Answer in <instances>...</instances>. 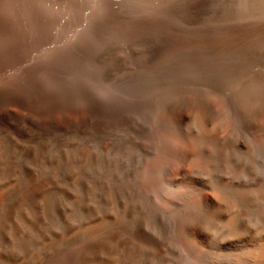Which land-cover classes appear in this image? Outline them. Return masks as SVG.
<instances>
[{"label": "rangeland", "instance_id": "obj_1", "mask_svg": "<svg viewBox=\"0 0 264 264\" xmlns=\"http://www.w3.org/2000/svg\"><path fill=\"white\" fill-rule=\"evenodd\" d=\"M246 5L247 7H245ZM250 6H252L251 0H219V2L218 0H0V62L4 65L6 78L14 83V85L9 84L0 78V87H5L13 93L20 95L24 102L33 100L32 113L34 116L44 114L47 111L56 116L60 111H63L68 115L88 113L91 115V119H94V115L97 114L105 122L119 116L127 118L116 124L118 125L116 127L117 132L115 131L116 136H112V140L110 141H106L111 138L108 132H105L108 134H106L107 137L105 136L104 140L98 139V141L89 132H85L88 135L81 133L76 137L77 139L74 142L68 143L69 146L65 147L66 150L64 149L59 155L53 157L54 159L56 158L55 160L53 158L48 159L47 162H44L47 165L43 163L33 173L27 172L24 167L19 166L15 171L13 170L15 173L11 172L9 174L10 178L8 176L5 179L6 183L16 191H24L34 184L48 181L50 177H54L57 180L55 188L54 186L45 188L38 196V201L40 200L39 202L42 205L39 206L40 223L45 229L50 228L51 224L44 202H46L47 198L54 195L59 187L69 189L68 194L63 197L64 207L61 212V219L68 223L60 225L61 228L59 227L55 231L43 234L42 238H38L30 247L21 251L20 253L22 254H1L0 264H46L47 254L50 252L52 246L59 249L70 246L75 248L74 252L76 248L78 249L75 254L84 255L85 250H83V247L106 237L108 234L117 232L119 238L123 236L125 238L136 239L137 233L141 228L155 229L153 231L156 232L160 230L166 236L165 243L167 246L165 244L164 249L162 248L159 253L151 256L147 260V264H182L186 259L187 251L183 246H176L177 236H175V230L177 221L189 213L190 204H192L193 200L192 189L198 188L205 191H214L222 187H228L230 191L235 194L239 192L237 195L243 197L262 190V186L264 187V174L259 176L258 180L247 181L240 180L233 175L218 177L215 175H205L198 170L190 169L173 178H169L167 181L169 183L168 187H165V184L164 189L162 188L160 191L153 192L151 190L152 186L149 185V178L154 167L153 162H157L158 160V151L154 148L171 131L170 126L164 123L163 118L169 103L173 99L174 102H180V100H186L185 102H187V100L190 101V98L205 97L214 102L217 100L218 109L220 105L221 108L226 107L225 109H229V107H236L244 99L245 93L242 90L244 85H246L248 90L254 87L253 76L255 72H258L256 67L259 57L264 61V31L259 35L254 30V27H256V24L260 20L264 22V9L260 11L257 7L253 9ZM245 11L249 12H246V14ZM251 11L255 14L251 15ZM224 18L225 20H223ZM205 27L206 29H204ZM216 29H219V31L217 32ZM249 52L251 53L249 54ZM260 66L264 69V64ZM245 81L246 84H243ZM227 85L230 86L227 87ZM223 86L228 90L226 91ZM230 87L234 90L232 91ZM225 93L230 95V98L227 100ZM219 96L222 98L220 99ZM180 97L183 98L180 99ZM9 108L17 111L20 115H25L27 112L23 106L12 103L9 105ZM223 109L220 110L225 112V109ZM23 111L24 114H22ZM193 115L186 116L183 119L182 126L184 129H191L198 125L199 117L197 114ZM226 119L222 123L224 128H228V130L224 129L227 132H224L223 135L221 134L223 129H219V126L222 125H219L220 122H214L218 123L215 127H212L213 122L207 124V127L211 125L208 127V131L216 128L214 129L215 131L211 130L216 135L215 141L213 140L215 148L219 146L224 147L225 142L227 145L229 140L235 136V132H237L238 127L233 122V115H230ZM193 121L195 122L193 123ZM23 124L24 126L26 125L25 122ZM15 126L20 125L16 124ZM165 126H167V129ZM137 128L139 131L136 130ZM128 130H130L131 135ZM219 131L221 135L217 133ZM231 131L232 134L234 132L233 135H231ZM146 132L151 135L149 136ZM226 134L227 136H225ZM151 136H155L154 142ZM90 137L94 138L91 140ZM128 137H130V140ZM223 137L225 138L222 143ZM32 139L37 143L45 145L43 149L45 156H49L50 153L54 152L57 143L60 141L58 137L53 138L48 143L49 141L47 142L46 137L37 136L36 134H27L23 137L25 143L32 142ZM123 139L126 141H123ZM135 142L136 145L134 146ZM143 145L146 147L145 149ZM139 146H142V148ZM5 148L7 146L3 144L0 152L6 151ZM22 152L19 151V154L15 155V161L20 158L19 156H21ZM76 152L79 153L76 154ZM197 154H192L193 159L191 156L189 159H192V161L197 160L196 158H199ZM194 156L196 157L195 159ZM215 159L218 161L217 157ZM215 159L213 161L217 162ZM126 162L128 163L126 164ZM242 164L238 169L239 172L241 171L240 173H244V168H246L244 163ZM94 167L95 170L92 169ZM101 170L103 171L101 172ZM99 171L101 175L98 173ZM196 172L198 175L195 174ZM119 177H121L124 185L140 190L136 192L137 195L134 193L125 197L123 184L121 185V190L116 191L115 184ZM91 179V185L86 184ZM233 179H236L235 182ZM63 182L64 185L62 184ZM144 193L147 196H144ZM143 204L145 205L143 206ZM79 209L80 213H78ZM171 215L172 218H169ZM229 216H226L228 217V221L231 218ZM226 217L224 221L226 220L227 222ZM100 221L102 223L99 224ZM149 223L150 226L148 225ZM23 230L18 234L20 237L26 235V230ZM169 230L175 232H172L175 238ZM225 232L221 233L220 237L215 232L211 233L209 240L212 242L216 239H224V241L215 250L220 258L213 262L209 261L207 264H223L225 262H227L225 264H235L234 256L238 252L264 246V238H262L264 236V227L262 226L254 227L250 232L237 238L230 237V233L228 231ZM50 234H53V236ZM8 247L11 250H16L17 240L12 239L9 241ZM181 250L184 251L182 252ZM182 254L183 256L185 255V258ZM170 255L174 257L172 258ZM224 259L225 261H223ZM30 260L33 263L29 262ZM168 261L169 263H167Z\"/></svg>", "mask_w": 264, "mask_h": 264}, {"label": "bare ground", "instance_id": "obj_2", "mask_svg": "<svg viewBox=\"0 0 264 264\" xmlns=\"http://www.w3.org/2000/svg\"><path fill=\"white\" fill-rule=\"evenodd\" d=\"M218 2H219V0H218ZM220 2H222V1H220ZM236 3H238V2H236ZM244 3H241V4L243 5ZM251 4H252V6H250V7H253V9L255 7H257V9L260 10V11H261V9H264V0H251ZM230 5H231V3H230ZM194 6H195V4H194ZM208 7H210V6H208ZM226 7H227V5H226ZM245 7H247V5ZM212 10H213V8H212ZM221 10L222 9L220 7V11ZM224 10H226V9H224ZM233 11H235V10H233ZM233 11H232V13H233ZM211 12H209V13H211ZM213 12H215V11H213ZM246 12L247 11H245V13ZM253 14H255V13L252 12L251 15H253ZM228 15H229V13H228ZM254 16H256V15H254ZM227 18H228V16H227ZM244 19L246 20V18H244ZM248 19H249V17H248ZM223 20H225V18ZM257 20H259V19H257ZM238 21H240V20H238ZM209 22H211V21H209ZM241 23H242V21H241ZM249 23H251V22H249ZM212 24H213V22H212ZM217 24H218V20H217ZM223 24H225V23H223ZM245 26H247V25L245 24ZM252 26H253V24H252ZM206 27L204 29H206ZM230 27H231V25H230ZM208 28H210V27H208ZM263 29H264V22L260 20V22H258L256 24V27H254V30H256V33H258L260 35L264 31ZM218 31H219V29L217 30V32ZM231 32H232V30H231ZM259 35H257V36H259ZM229 42H230V40H229ZM234 43H236V42H234ZM250 53L251 52H249V54ZM244 55H246V54L244 53ZM224 64H225V62H224ZM259 64L260 65L264 64V61L260 57L258 59L257 67H256V69H258V72H255V74L253 76L254 77L253 83L255 84L254 87H252V89L248 90L246 88V85H244V88H242V90H244L243 93H245L244 94V99H242L236 107H233V108L229 107V109H225L226 107L225 108L223 107L225 109V112L222 111V110H220V109H223V108H221V105H220V108L218 109L219 105L216 103L217 100L214 99L216 101V102H214L212 100L206 99L205 97H203L205 99H203V98L191 99L190 98L191 96L190 97L187 96V97L190 98V101L187 100V102H185L186 100H184V101L183 100H180V102H174L173 101L174 99H173L169 103V106L167 107L166 114H165V116L163 118V121H164V123L167 126H170V130L171 131L165 136L164 139L162 138L163 140H161L158 143L157 147L154 148V149H156L158 151V154H157L158 155L157 156L158 157V160H157V162L151 161V162H153V166L154 167H153L152 174L150 175V178H149V180H150L149 185L152 186L151 187V190L153 192L160 191L165 186V184H166L165 187H168L169 183H167V181H168L169 178H171V177L173 178V177H175V176H177V175H179L181 173H184V172L188 171L189 169L190 170H198V171H200V173L205 174V175L206 174L207 175H213V176L215 175V176H218V177H224L226 175H233V176H236V178L238 177L240 180H247V181L248 180H250V181L253 180L254 181L255 179L258 180V177L264 174V69ZM245 65H246V63H245ZM226 66H228V65H226ZM222 67H224V66H222ZM4 72H5L4 65L2 64V62H0V78L2 80H4L5 82L14 85V83L12 81H9L6 78ZM228 83L230 84V82H228ZM222 84H225V83H222ZM243 84H246V81ZM243 84H242V86H243ZM231 85H234V84H231ZM228 86H230V85H227V87ZM223 87H221V88H223ZM230 89L232 90L231 87H230ZM227 90L228 89H226V91ZM238 97H240V96H238ZM182 98L180 97V99H182ZM221 98L222 97H220V99ZM225 98H226V100L229 99L230 98V95L227 94V93H225ZM185 99H187V98H185ZM11 103L12 104H15V105H18V106H23L24 109H26V111H27L26 114L25 115H20L17 111H15L13 109H10L9 108V105ZM33 103H34L33 100H31V101L29 100L27 102H24L23 98L20 95H17L15 93H13L12 91H10L9 89H7L5 87H0V149L3 148V144L4 145L6 144V146H7V148H5L6 151H4L5 153L4 152L1 153L2 151L0 152V255L1 254H5V253H13V254L14 253L15 254L16 253H20L21 251L26 250L28 247H30L38 238H42L43 237L42 236L43 234H45V233H47L49 231H55V230H57L60 227V225H66L68 223V222H65V220L63 221L61 219V212H62V209L64 207V205H63V197H65L68 194L69 189H67V188H60L59 187L58 188V191L54 195L51 194L52 195L51 197H49V198H47L48 196L46 197L47 200H46V202H44L45 203L44 206H46V209H47V212L46 213L49 216V220H50L51 226L49 225L50 228H48V229L46 228L45 229L43 227V225L40 223L39 206L41 205V203L39 202L40 200L38 201V198H39L38 196L40 195V193L43 190H45V188H50V187H53V186L55 188V185L57 186V184H56V181L57 180L54 177H50L48 179V181L42 182L40 184H34V182H33L34 185L32 187H30V188H27L24 191H19V190L16 191L15 189H12L8 185V183H6V180L5 179L8 178L9 174L11 172H14L15 169H17V167H19V166L20 167L21 166L24 167L27 172L33 173L38 168H40V166L44 162H47L48 159H52L56 155H59L60 152L63 151L64 149L66 150L65 147L66 146H69L68 143H70L71 141L74 142L75 139H77L76 137H78L81 133L82 134H84L85 132L91 133L95 137V139L97 138L96 141H98V139L104 140L106 134L110 133L111 138H109L108 140H106V141H110V140H112V136H114V135L116 136L115 131L117 130L116 127L118 126L116 124L117 123L119 124L123 120L127 119L124 116H121V117L120 116L119 117L117 116L118 118L111 119V121H107L106 120L107 122H105L104 119L103 120L100 119V117L97 116V114L94 115V119H91V115L88 114V113H84V114L76 113V114H73V115H68V114H65L63 111H60L59 114L56 115V116H53L52 114H50L49 111H47L44 114H41V115H38V116H34L33 113H32V105H33ZM225 105H223V106H225ZM22 114H24V111H23ZM193 114H197V116L199 117L198 125L196 127H194V128H191V129H184L183 126H182L183 119L186 116L193 115ZM230 115H233V122L238 127L237 128V132H235V134L233 132V134L235 136L233 138H231L229 140V142L227 141L228 142L227 145L225 144L226 143L225 142L224 143V147L219 146V147H216L215 148L213 146V145H215V144H213V140L215 141L214 138L216 137V135L212 131L214 129H216V128H214L213 130L211 129L212 131L211 130L208 131V127L211 126V125H209L207 127V124L212 123V122L214 123V122H217L218 121V122H220L219 125H221V124L223 125L222 122L225 121L224 119L229 118ZM159 120H161V119H159ZM23 122H25V124H26L25 126H24ZM194 122L195 121H193V123ZM213 123H212V127H215V125L218 124V123H214V126H213ZM16 124H19L20 126H15ZM167 126H165L166 129H167ZM221 126H219V129H221V130L223 129L222 130L223 132L220 130L222 132L221 134L223 135L224 132H227L224 129H227L228 130V128H224V125H223V127H221ZM132 128H133V126H132ZM219 129H217V130H219ZM136 130H138V128ZM128 131L130 132V130H128ZM220 131L217 132V133L220 134ZM105 132H108V133H105ZM27 134H36L37 136L46 137L47 142L49 141L48 143H50V140H52L53 138H58V137L60 138V141H59V143H57V147H56L55 151L52 152L51 151L52 149H51L50 151L52 153H50L49 156H45L43 154V149H44V146H45L43 143H37L33 139H32L33 141L32 142L30 141V143H25L24 142L23 137L25 135H27ZM85 134H87V133H85ZM129 134L131 135V132ZM233 134H232V131H231V135H233ZM122 135H123V133H122ZM225 136H227V134ZM94 137H92V138L90 137V139L92 140ZM151 137H153V136H151ZM154 137H153V142H154ZM38 138H40V137H38ZM86 138H87V136H86ZM118 138H119V136H118ZM121 138H123V137H121ZM129 138L130 137H128V139ZM224 138L225 137L222 138L223 139L222 140V143L224 141ZM90 139H88V140H90ZM126 140H127V137H126ZM126 140L123 139V141H126ZM135 140H137V139H135ZM118 141H119V139H118ZM153 142H151V143H153ZM126 144H127V142H126ZM135 145H136V142L134 143V146ZM124 146H126V145H124ZM139 147L142 148V146H139ZM143 147H144V145H143ZM145 148L146 147H144V149ZM77 150H79V149H77ZM148 150H149V148H148ZM19 151L20 152L23 151V152H22L21 156H19L20 158L17 161H15L14 160L15 159V155H18L19 154ZM139 152H140V150H139ZM151 152H154V151H151ZM78 153L79 152H76V154H78ZM112 153H113V150H112ZM125 153H126V151H125ZM194 153H196V154L198 153L197 155H199V158H196L194 156V159L196 158L197 160L192 161L193 158H192L191 155L192 154L194 155ZM90 154H93V153H90ZM126 155H124V156H126ZM135 155H136V153H135ZM87 156H88V154H87ZM190 156H191L192 159H189ZM121 157H123V156H121ZM146 157H144V158H146ZM149 157H150V155H149ZM216 157L218 158V161L215 159ZM125 158H127V157H125ZM140 159H138V160H140ZM214 159L217 162L213 161ZM70 160H69V163H70ZM59 161H60V159H59ZM96 161H97V159H96ZM122 162H124V161H122ZM127 163L128 162H126V164ZM130 163H131V160H130ZM242 163H244V165L246 167V168H244L245 169L244 170V173H240L241 171L239 172V170H238L239 167L243 165ZM89 164H88V166H89ZM44 165H47V164L44 163ZM100 165H101V163H100ZM128 166H130V165H128ZM42 167H44V166H42ZM110 167H111V165H110ZM142 168H144V167H142ZM92 169L95 170V167L92 168ZM132 169H131V171H132ZM47 171L50 172L48 169H47ZM53 171H55V170L53 169ZM102 171L103 170H101V172ZM117 171H118V169H117ZM137 171H138V169H137ZM141 171H139V172H141ZM93 173H95V172H93ZM98 173H100V171ZM145 173H147V172H145ZM52 174H53V172H52ZM128 174H130V173H128ZM195 174L198 175L197 172ZM100 175H101V173H100ZM81 176H83V175H81ZM88 177H90V176H88ZM9 178H10V176H9ZM24 178H25V176H24ZM77 178H79V177H77ZM128 178H130V177H128ZM145 178H146V176H145ZM107 179H109V178H107ZM262 179H263V177H262ZM103 180H104V178H103ZM210 180H212V179H210ZM235 180H234V182H235ZM91 181H92V179L89 180V181H87L86 184L91 185L90 184V183H92ZM74 182H75V180H74ZM228 182H229V180H228ZM79 183H81V182H79ZM62 184L64 185V182ZM107 184H108V182H107ZM122 184L124 185V183H122L121 177H119L117 179V181H116V184H115L116 191H120L121 190V185ZM125 184H126V182H125ZM92 185H94V184H92ZM212 186H213V184H212ZM212 186H211V189H212ZM251 188H253V187H251ZM78 189H79V187H78ZM137 189H139V188H137ZM232 189H233V187H232ZM49 190H52V189H49ZM70 190H72V189L70 188ZM103 190H104V188H103ZM109 190H111V189H109ZM91 191H93V190H91ZM124 191H125V195L124 196L125 197H128V196H130V195H132V194H134V193H136L137 191H140V190H136L135 188H133L131 186L124 185ZM76 193H78V192H76ZM80 193H82V192H80ZM191 193H192V199L193 200H192V204H190L191 206L189 205L190 206L189 213H187L185 216L182 215L183 216L182 218L180 217L181 219L179 221H177L178 223H176L177 226H176V230H175L176 231V235L175 236H177L176 246H183L186 249V251H187L186 252L187 253L186 259H185V261L182 264H207L209 261H212L213 262V261H216V259H219L220 258V256L217 255V253L215 252V250L220 245V243H222V241H224V239L223 240H217L216 239L214 242H212L211 240H209L211 233H214L215 232V233H217V236L220 237V234L221 233H223L225 231H228L230 233V235H229L230 237H236L237 238V237H239L241 235H244V234L250 232V230L252 228H254V227H259V226L264 227V187L263 186H262V190L259 191L258 193L251 194V195H248V196H245V197L240 196V195H237L239 192L237 194L233 193L232 191H230V189L228 187H222V188H220L218 190H214V191H205V190H200L198 188L197 189L195 188V189H192ZM93 194L96 196L95 193H93ZM164 194H166V193H164ZM168 194H170V193H168ZM135 195H137V193ZM43 196H44V194H43ZM144 196H147V195L145 194ZM184 197H185V195H184ZM150 198H149V200H150ZM180 199H182V198H180ZM89 201H91V200H89ZM131 201H132V199H131ZM110 202H111V200H110ZM139 202H141V201H139ZM82 204H84V203L82 202ZM144 205L145 204H143V206ZM116 206H117V204H116ZM117 208H119V207H117ZM179 208H181V207H179ZM187 208H188V205H187ZM120 209H121V207H120ZM69 210H72V209H69ZM183 210H185V209L183 208ZM88 212H90V211H88ZM145 212H146V210H145ZM78 213H80V209H79V212ZM126 213H127V211H126ZM174 214H176V213H174ZM228 215L231 216V218L229 219V221H228V217H226ZM44 216H46V215H44ZM163 216H164V214H163ZM225 217L227 218V222H226V220L224 221ZM169 218H172V215ZM115 219H116V217H115ZM163 222H165V221H163ZM45 223H46V221H45ZM100 223H102V222L100 221L99 224ZM95 224H96V222H95ZM120 224H118V225H120ZM168 224H169V222H168ZM114 225H113V227H115ZM144 225H142V226H144ZM148 225L150 226V223ZM158 225H159V223H158ZM86 226H87V224H86ZM99 228H101V227H99ZM23 229L26 230V232H25L26 235L24 237H20L18 234ZM62 230H64V229H62ZM82 230H84V229H82ZM99 230H101V229H99ZM153 230H155V229H153ZM153 230H151V229H144V228L139 229V231L137 233V236H136V239L125 238L123 236L119 238L118 235H117V232L112 233L110 235L108 234L106 237H104V238H102L100 240H97L94 243H91V244H89L87 246L84 245L85 246V247H83V250H85L84 251V255L75 254V252H77L78 249L76 248V251L74 252V249L75 248H72L70 246H67V247L65 246L64 249H59V248H56V247H53L52 246V248L50 249V252L47 254V262H46V264H147L146 263L147 260L150 259V257L153 256L154 254L159 253L162 248L164 249V246L166 244L165 243V241H166L165 233L161 232L160 230L157 231V232L156 231H153ZM170 230H171V228H170ZM165 231H166V229H165ZM260 231H261V229H260ZM23 232H24V230H23ZM172 232H174V231H172ZM172 232H171V234H173ZM72 233H75V232H72ZM135 234H136V232H135ZM54 235H56V234H54ZM51 236H53V234ZM81 236H83V235L81 234ZM175 236L173 234V237L174 238H175ZM215 236H216V234H215ZM246 238H247V236H246ZM262 238H264V236ZM12 239L13 240L14 239L17 240V249L16 250H11L8 247V243ZM43 239L45 240V238H43ZM57 239H58V237H57ZM90 239H92V238H90ZM45 242H47V241H45ZM50 242H51V238H50ZM67 244H69V243H67ZM170 244H168V245H170ZM45 245H46V243H45ZM38 246H42V245H38ZM166 246H167V244H166ZM75 247H76V245H75ZM36 248H38V247H36ZM171 249H173V247H171ZM175 249H176V247H175ZM181 251L183 252L184 250H181ZM176 252H178V251H176ZM167 253H169V252H167ZM20 254H22V253H20ZM35 256H36V254H35ZM182 256H183V254H182ZM136 257L138 258L137 260H139V261L136 260ZM180 257H181V254H180ZM165 258H166V256H165ZM165 258H163V259H165ZM229 258H231V257H229ZM23 259H22V261H23ZM151 260H153V259H151ZM169 261L167 263H169ZM223 261H225V259ZM29 262L33 263L31 260ZM228 262H230V261H228ZM225 263H227V262H225ZM225 263H223V264H225ZM234 263L235 264H264V246L257 247L255 249H250L248 251L238 252L234 256Z\"/></svg>", "mask_w": 264, "mask_h": 264}]
</instances>
